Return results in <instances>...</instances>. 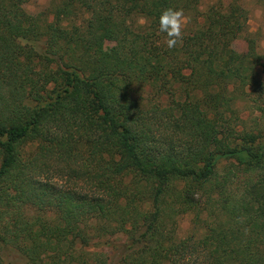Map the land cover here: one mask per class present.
Returning <instances> with one entry per match:
<instances>
[{"label": "trees", "instance_id": "obj_1", "mask_svg": "<svg viewBox=\"0 0 264 264\" xmlns=\"http://www.w3.org/2000/svg\"><path fill=\"white\" fill-rule=\"evenodd\" d=\"M23 3L0 0V264H264V81L242 0ZM166 8L186 18L173 49Z\"/></svg>", "mask_w": 264, "mask_h": 264}, {"label": "rangeland", "instance_id": "obj_2", "mask_svg": "<svg viewBox=\"0 0 264 264\" xmlns=\"http://www.w3.org/2000/svg\"><path fill=\"white\" fill-rule=\"evenodd\" d=\"M215 0H198V9L204 11ZM227 1V0H224ZM243 5L248 9V34L254 40V50L260 56V62L256 65L257 80L264 81V0H242ZM23 6L26 11L34 14L42 13L44 10L50 9L51 0H24ZM113 42H105V49L109 50ZM234 54H243L247 50V42L241 38L233 43ZM243 102H240V104ZM243 105V104H242ZM241 105V106H242ZM264 107V105H262ZM244 110H251L254 115H258L260 111L255 112L252 107L244 108ZM264 121V117L262 118ZM264 123V122H263ZM191 228V215L184 214L179 218L178 233L180 236L185 235ZM116 243H121L122 238L118 237ZM103 250L108 254L109 259L114 261L116 259V250L114 248L104 247ZM3 258L5 261L21 262V258L17 256L15 251L11 249L3 250Z\"/></svg>", "mask_w": 264, "mask_h": 264}, {"label": "clouds", "instance_id": "obj_3", "mask_svg": "<svg viewBox=\"0 0 264 264\" xmlns=\"http://www.w3.org/2000/svg\"><path fill=\"white\" fill-rule=\"evenodd\" d=\"M157 23L159 31L166 37L165 46L168 49H173L182 42V30L186 23V18L182 10L174 8L162 10Z\"/></svg>", "mask_w": 264, "mask_h": 264}]
</instances>
